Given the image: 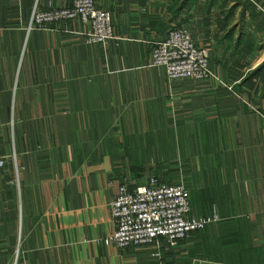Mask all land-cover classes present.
<instances>
[{
  "label": "crops",
  "instance_id": "obj_1",
  "mask_svg": "<svg viewBox=\"0 0 264 264\" xmlns=\"http://www.w3.org/2000/svg\"><path fill=\"white\" fill-rule=\"evenodd\" d=\"M71 3L0 0V264H264V0L227 15L224 0H94L112 15L104 44L79 20L27 29L35 7ZM172 26L212 78L150 65ZM161 175L194 216L217 214L210 254L193 234L160 259L102 243L121 179Z\"/></svg>",
  "mask_w": 264,
  "mask_h": 264
},
{
  "label": "built area",
  "instance_id": "obj_2",
  "mask_svg": "<svg viewBox=\"0 0 264 264\" xmlns=\"http://www.w3.org/2000/svg\"><path fill=\"white\" fill-rule=\"evenodd\" d=\"M74 20L88 27L84 34L89 43L104 44L114 38L111 13L97 8L94 0H72L68 7L47 10L35 7L27 29ZM150 65L163 67L170 79L205 81L213 77L206 51L195 44L184 26H172L155 42ZM2 164L0 160V168ZM108 212L113 231L101 238L104 245L119 250L149 248L156 259L161 258L163 249L176 247L181 240L219 221L214 210L207 216L192 214L190 192L183 182H161L154 176L134 186L122 178Z\"/></svg>",
  "mask_w": 264,
  "mask_h": 264
},
{
  "label": "trees",
  "instance_id": "obj_3",
  "mask_svg": "<svg viewBox=\"0 0 264 264\" xmlns=\"http://www.w3.org/2000/svg\"><path fill=\"white\" fill-rule=\"evenodd\" d=\"M208 226H206L203 230H200V231H198L192 235V237H201L203 239L202 243H201V245H199V247L201 248V251L206 253V254H210L211 250L215 249V246L211 245L210 242L207 240V239H210V236H209L210 233L208 234V232H207ZM184 241L185 240H181L179 242V244L183 243ZM225 245H227V244H223V246H225ZM182 264H190V263H189V261L183 260Z\"/></svg>",
  "mask_w": 264,
  "mask_h": 264
},
{
  "label": "rangeland",
  "instance_id": "obj_4",
  "mask_svg": "<svg viewBox=\"0 0 264 264\" xmlns=\"http://www.w3.org/2000/svg\"><path fill=\"white\" fill-rule=\"evenodd\" d=\"M228 4H229V0H224V3L221 5L222 7V9H223V11L224 12H226L225 13V15H227V14H229V10L227 9L228 8ZM155 177V176H154ZM157 178V177H156ZM160 178H161V180H163V181H161L159 178H158V180L159 181H161V182H167V183H172V182H176V181H180L181 179L178 177V178H176V179H173V180H171V181H169V179L167 178V177H164L163 175H161L160 176ZM183 178H185V177H183ZM168 179V180H167ZM180 179V180H179ZM167 180V181H166Z\"/></svg>",
  "mask_w": 264,
  "mask_h": 264
}]
</instances>
